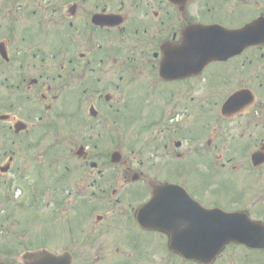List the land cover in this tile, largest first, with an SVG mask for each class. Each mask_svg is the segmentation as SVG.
<instances>
[{"label": "flooded vegetation", "instance_id": "flooded-vegetation-1", "mask_svg": "<svg viewBox=\"0 0 264 264\" xmlns=\"http://www.w3.org/2000/svg\"><path fill=\"white\" fill-rule=\"evenodd\" d=\"M201 25L238 52L203 64ZM0 127L17 138L0 176H17L19 219L26 195H50L72 264H200L153 209L146 226L137 215L173 184L183 221L184 190L264 222V0H0Z\"/></svg>", "mask_w": 264, "mask_h": 264}, {"label": "rangeland", "instance_id": "rangeland-1", "mask_svg": "<svg viewBox=\"0 0 264 264\" xmlns=\"http://www.w3.org/2000/svg\"><path fill=\"white\" fill-rule=\"evenodd\" d=\"M210 114L204 115L202 117L201 123L203 126L208 125L210 122ZM146 116H134V125L128 126L123 125L122 127H149L142 125L145 122ZM207 127V126H205ZM5 129L0 127V164L6 159V155L3 154V150L8 149L10 146L12 149L18 151V147L15 143H11L12 140H17L11 136V134ZM58 130V128H57ZM59 135V134H58ZM57 135V136H58ZM60 136V135H59ZM60 138H62L60 136ZM8 141L9 143L6 146L3 145V142ZM2 146V147H1ZM9 147V148H10ZM17 154V153H16ZM17 158L15 161L17 162ZM16 166V165H15ZM198 163H190L187 165V169L192 167V171L196 172H205V170L200 167ZM210 172H213L212 169H209ZM17 172V171H15ZM29 176V175H27ZM8 180L10 185L11 192L15 193L14 197L10 200V206L8 207L7 202L1 201L3 192L1 191L4 186V181ZM2 184V185H1ZM18 184L17 176L13 174H8L6 176H0V264H21L22 254L25 251L37 250L40 248H46L53 251H61L66 247V240L64 237H60L56 240L53 237V234L60 232V227L57 223L50 222L48 218L51 217L52 211L50 208L46 209L45 206L48 201L51 200L50 195L38 196L35 203L38 204L37 210L29 209L27 212L26 223L19 219V210L18 207L12 204V202L18 201L20 194L18 193L15 186ZM25 199L30 203V195H26ZM34 200V198H33ZM17 204V203H15ZM39 210V211H38ZM41 214V216L39 215ZM4 216H8V220H3ZM59 216H63V213ZM25 232V233H24ZM24 233V234H23ZM52 235V237H51ZM19 249H16V247ZM18 252L15 255H8V251ZM18 254V255H17ZM172 260V259H171ZM162 259V260H153V264H181L178 262H172L174 260ZM221 264H264V252L261 251H248L244 247L238 245H230L226 248L225 252L221 255ZM99 261L93 262V264H98Z\"/></svg>", "mask_w": 264, "mask_h": 264}, {"label": "water", "instance_id": "water-1", "mask_svg": "<svg viewBox=\"0 0 264 264\" xmlns=\"http://www.w3.org/2000/svg\"><path fill=\"white\" fill-rule=\"evenodd\" d=\"M157 195H162V188L157 190ZM144 207L146 208L147 204ZM143 216L139 217L141 222L145 220ZM192 220L195 222L191 227L189 224L185 227L186 248L181 247L178 241L170 242L171 248L187 258L203 263L211 262L229 242L264 247V224L251 220L244 212L198 208L193 213ZM161 227L158 228L162 229ZM25 257L24 264H70L71 261L66 253L56 255L47 250L26 253Z\"/></svg>", "mask_w": 264, "mask_h": 264}]
</instances>
